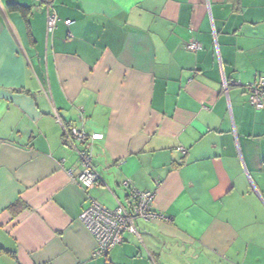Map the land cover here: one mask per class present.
<instances>
[{
	"label": "crops",
	"instance_id": "crops-1",
	"mask_svg": "<svg viewBox=\"0 0 264 264\" xmlns=\"http://www.w3.org/2000/svg\"><path fill=\"white\" fill-rule=\"evenodd\" d=\"M52 7L48 33L43 4L0 0V264H264V108L246 89L264 76V0ZM72 124L104 133L90 195ZM125 179L165 218L96 254L80 215L90 196L128 207Z\"/></svg>",
	"mask_w": 264,
	"mask_h": 264
},
{
	"label": "built area",
	"instance_id": "built-area-1",
	"mask_svg": "<svg viewBox=\"0 0 264 264\" xmlns=\"http://www.w3.org/2000/svg\"><path fill=\"white\" fill-rule=\"evenodd\" d=\"M46 7L47 11V32H52L60 17L52 7V0H37ZM66 24L72 22L71 19L64 21ZM190 50L202 48L200 42L194 40L187 44ZM228 81L225 82L227 91ZM246 89L249 94V101L256 109L264 108V76L257 81L248 83ZM65 137L78 153L81 170L75 177L84 191H89L96 187L101 181V175L94 165L95 141L104 138L102 132H87L82 127L74 124L65 128ZM185 153V148L180 147ZM123 186L128 190L129 206L119 204L116 208L110 209L90 196L89 205L82 211L80 220L94 236L97 249L96 254L106 255L116 245L123 240V233L130 232L138 234L137 223L139 220L154 221L164 219L165 216L156 212L152 208L155 199V192L139 189L132 181L125 179Z\"/></svg>",
	"mask_w": 264,
	"mask_h": 264
},
{
	"label": "trees",
	"instance_id": "trees-1",
	"mask_svg": "<svg viewBox=\"0 0 264 264\" xmlns=\"http://www.w3.org/2000/svg\"><path fill=\"white\" fill-rule=\"evenodd\" d=\"M9 6H10L11 9H18V10H20L24 14H26L28 12V9L26 7H24L22 5H19V4L15 3V2H11L9 4Z\"/></svg>",
	"mask_w": 264,
	"mask_h": 264
}]
</instances>
